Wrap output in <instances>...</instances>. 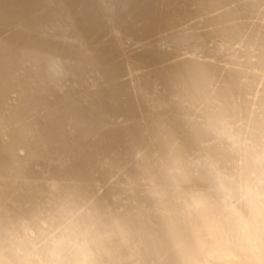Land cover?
<instances>
[{
  "label": "bare ground",
  "instance_id": "obj_1",
  "mask_svg": "<svg viewBox=\"0 0 264 264\" xmlns=\"http://www.w3.org/2000/svg\"><path fill=\"white\" fill-rule=\"evenodd\" d=\"M261 34L264 0H0V264H264Z\"/></svg>",
  "mask_w": 264,
  "mask_h": 264
},
{
  "label": "rangeland",
  "instance_id": "obj_2",
  "mask_svg": "<svg viewBox=\"0 0 264 264\" xmlns=\"http://www.w3.org/2000/svg\"><path fill=\"white\" fill-rule=\"evenodd\" d=\"M163 1H164V0H162V2H163ZM247 36H249V35H246V37H240V38L238 37L237 41H231V45L234 46L235 43H239V40H241V42L246 41ZM258 39H259L260 41L263 40V39H264V34L259 35ZM241 42H240V43H241Z\"/></svg>",
  "mask_w": 264,
  "mask_h": 264
}]
</instances>
